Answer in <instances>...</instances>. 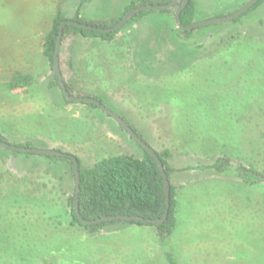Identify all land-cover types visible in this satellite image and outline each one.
<instances>
[{
    "label": "rangeland",
    "instance_id": "1",
    "mask_svg": "<svg viewBox=\"0 0 264 264\" xmlns=\"http://www.w3.org/2000/svg\"><path fill=\"white\" fill-rule=\"evenodd\" d=\"M54 1L0 0V128L4 136L14 143L29 141L36 148L76 155L83 167L111 155L141 157V146L111 116L99 107L66 101L61 88L52 85L55 71L43 55L42 42L51 26ZM62 1L65 17L78 12L81 18L96 22L122 16L133 0ZM193 1L195 22H199L230 15L249 0ZM175 12L176 7H172L143 15L123 25L115 43L101 42L105 51L114 52L112 44H128L124 46L127 59H116L112 65H117L116 69L106 67L110 62L99 69L100 60L95 56L104 49L99 41L67 34L60 41L58 53L63 81L82 97L100 98L154 150L162 152L169 147L172 183L178 190L213 173L199 169L209 160L185 154L171 142L172 117H177L173 133L181 120L193 115L208 117L217 129L226 127L243 138L241 127H245L246 143L252 138L260 143L255 162L264 172V0L237 21L201 25L187 38L178 35ZM243 37L247 38L244 46L235 49L240 51L237 55L242 54L240 62L233 57L225 68L176 72L185 65L203 66L205 61L193 59L206 56L220 47L221 41H240ZM17 73L30 74L34 82L25 90H5L2 84ZM127 73L135 74L141 85L120 83ZM224 74L232 82L231 91L218 89L211 95L207 89V95L202 90L207 77L216 80ZM237 83L240 87L235 91ZM242 110L243 114L235 115ZM236 116L246 124H240ZM182 130L187 132L186 128ZM229 142L233 143L232 139ZM194 143L207 148L200 141ZM238 165L231 164L235 177L240 175L236 172ZM13 187L19 194L16 205L10 200ZM73 187L74 176L67 160L15 158L0 147V264H164L154 226L115 223L89 233L81 226L65 228L50 220L55 212L51 203L65 205ZM43 195L51 203L44 201ZM229 205L225 210L213 207L208 212L188 207L184 225L169 244L177 249L183 264H236L232 260L249 251L264 254V240L260 239L264 237V211L243 205L235 216L230 212L235 211L232 203ZM44 211H50V215Z\"/></svg>",
    "mask_w": 264,
    "mask_h": 264
},
{
    "label": "trees",
    "instance_id": "2",
    "mask_svg": "<svg viewBox=\"0 0 264 264\" xmlns=\"http://www.w3.org/2000/svg\"><path fill=\"white\" fill-rule=\"evenodd\" d=\"M170 1L171 0H133L128 6H126L123 15L129 10L138 6L148 4L164 5L169 3ZM261 1L262 0L252 6L248 11L257 7ZM54 3L56 7L54 10V15L52 17L51 26L42 42L43 55L48 58L52 67L56 40L60 32V25L63 21L74 20L107 29L114 27L115 24L120 21L123 16L122 15L118 18H110L99 20L96 22H90L81 18L79 16V13L77 12L75 16L67 18L62 12L63 1L55 0ZM168 10L169 9L163 11ZM154 11L156 10L141 11L135 14L130 20H128L124 24V26L137 21L140 18L144 17L143 15L152 13ZM196 11L197 9L194 1L189 0L188 4L180 12L179 18L181 23L184 26L193 24L195 22ZM0 15L2 16V13ZM240 17L242 16L235 18L234 21H237L238 19H240ZM120 30L111 32H98L67 24L63 27L61 40H63L67 34L74 33L80 34L86 38H93L94 40L99 41L100 45L101 42L111 44L115 43L114 41L116 35ZM194 30L195 29L181 30L178 27L177 31L178 35L181 36V38H187L191 36ZM246 39L247 38L243 37V39H241L240 41H236V39L234 41H221L220 43H218L220 47L216 46V48L208 52V54L206 53V56L204 55L203 57H196L193 59L194 62L205 61V64H203V66L187 67L185 65L183 68H180V70L177 69L176 72L181 73L182 71H186L187 68L188 71L192 72L196 69L207 67L225 68L228 64L231 63V59L233 57H236L240 62L243 59L242 54L237 55L240 51L235 52V49L239 45L243 47V41H245ZM127 45L128 44L125 43L112 44V47L116 52L108 50L107 48L105 51V47L101 45V47H103L104 49L100 50L101 52L97 54L100 55V57H98L97 55L95 56L98 61L100 60L99 69H102L106 62H110L106 65V67H110L111 65V68L116 69L117 65L112 66L116 63V59H127V52H124V46ZM106 53L111 56V60L108 61L107 58L109 56ZM230 65L228 66L226 74L227 72H229ZM123 68V66H120V71H123ZM54 77L55 82L52 85H58L59 87L57 75L55 72ZM220 77L221 78L216 80H214L215 78H212L211 80V78L207 77V82L204 83L202 90H204L207 94V89H210L211 95H214L216 90L218 89L223 91H231L233 85H231L232 82L228 78V76L224 74ZM173 80H171L170 83H172ZM127 81L128 83L132 82L134 84L141 85V82L139 83V80H136L135 74L127 73L126 79H119V82L122 84H126ZM32 82H34V79L30 74L17 73L16 75L12 76V78L8 82L2 84V87L9 92L21 91L27 89L32 84ZM64 82L70 95L80 96L77 92L72 90L71 86L66 81ZM196 86L197 85L193 87ZM239 87L240 84L237 83V85L235 86V91L238 90ZM96 99H98L102 103V100L100 98L96 97ZM82 103L87 104L91 108L98 107L93 103ZM241 114H243V110L236 113L235 115L239 116ZM237 116L236 120L238 122H241L242 120ZM209 119L208 117L205 118L201 115L189 116L187 117V119H184V122L183 120L180 121L181 126L178 127L176 133H173L177 117H172L171 129L173 139L171 140V142H173L174 145H177V149H182L185 154H193L195 156H199L209 160L205 164V166L199 167V169L202 170L203 173L208 171L213 173V175L204 177L198 181L191 182L190 184L183 186L181 190H178L177 186L172 183L173 167L169 162V159L172 156L171 149L169 147H166L162 152L155 150L164 166L165 172L170 182V207L168 215L166 219L159 224H145L141 222L126 221H103L99 224L84 225L78 219L74 209V197L76 191L75 174L73 161L69 157L22 152L9 149L8 150L15 158L21 156L26 158L27 160H30L32 158H43L47 159L48 161L67 160L70 163L72 174L74 176V187L72 195L67 197L66 204L63 205V203H60L58 201H55V203L53 204L50 202V199L47 196H42L44 201L47 200L55 207V212L51 215L50 220L57 221L60 225H66L65 228L81 226L89 233L97 232L101 228L115 223L151 225L156 228V234L160 243L159 249L161 250L163 263L183 264L180 256L177 253V249L170 246L169 244L170 238L174 236L184 225L186 216L185 214L188 207H191V211H194L197 208L199 209L200 207L201 210L208 212L213 207H218L219 210H225L226 207H230L229 202H231V208H234L235 211L230 210V212H235V216H239L238 208L242 207L243 205L247 206L251 210H257L261 208L262 212L264 211V172L258 169L257 162H255V157L259 154L260 151V143L258 141H255L254 138L249 140L248 144L246 143L247 130H245V127H241V130L244 133L243 138L238 133L230 132L226 127L217 129L216 127H214L215 122L210 121ZM124 120L126 119L124 118ZM185 122H189V124L185 125ZM242 123L244 122H241L240 124ZM128 124L134 130V132L141 139H143L142 136L136 131V129H134V127L129 122ZM182 127L186 128L187 132L182 130ZM180 134L181 136H183L182 138H180ZM187 136L189 137L187 138ZM230 139H232L233 143L229 142ZM0 140L20 147L35 146L34 144H32V142L29 141L23 143H14L9 141V139L4 136L1 128ZM227 140L229 144L227 143ZM194 141L202 142L207 146V148L203 149L202 146H196ZM220 141L224 142H222L220 146H216V144ZM186 146L187 149H184ZM142 151L143 153L141 157H135L131 154H117L106 156L97 160L90 167H83L79 158L74 155L79 161L80 183L78 192V209L83 220L92 221L105 216L118 215L139 216L147 219L159 220L164 216L166 202L163 177L155 159L144 148H142ZM233 162L239 164L236 167V172L240 174H238V177H235L234 175H236V173H233L231 171V164ZM229 174H233V177L227 176ZM16 188L17 187L12 188L14 194H12V197H10L13 205L14 203L15 205L19 204V202H16L17 199L19 200V194ZM231 196L234 197V200L231 199ZM239 197L242 199H239ZM49 209L50 208L46 210ZM50 211H44V214L48 213V215H50ZM260 239L264 240V237ZM251 247L253 250H258L256 244L255 246L251 244ZM248 251L249 250H247V252ZM251 252L252 251H249L248 255L239 256L237 259L235 257L232 262L236 261V264H259L264 262L263 253L254 255ZM22 259L25 258L22 257ZM156 264H158L157 261ZM159 264H161V261Z\"/></svg>",
    "mask_w": 264,
    "mask_h": 264
},
{
    "label": "water",
    "instance_id": "3",
    "mask_svg": "<svg viewBox=\"0 0 264 264\" xmlns=\"http://www.w3.org/2000/svg\"><path fill=\"white\" fill-rule=\"evenodd\" d=\"M259 0H250L246 4H244L241 8H239L237 11H235L233 14H230L228 16H222L218 18H211V19H206L203 21H199L196 23H193L189 26H184L181 21H180V12L181 8L188 2V0H172L168 4L164 5H158V4H148V5H142L138 6L136 8H133L129 10L127 13L124 14V16L121 18L120 21H118L114 27L112 28H100L96 27L93 25H89L86 23L74 21V20H65L61 23L60 25V32L56 40V45H55V51H54V56H53V68L55 73L58 76L59 79V85L61 87V90L63 92V95L65 99L69 102H86V103H93L96 106H98L101 110H103L106 114L111 116L117 123L121 125V127L129 134L132 139L138 143L142 148H144L157 162L159 170L161 172V175L163 177L164 181V192H165V213L164 216L159 219V220H152V219H147L139 216H128V215H118V216H105L96 220L92 221H86L83 220L79 213L78 209V192H79V183H80V174H79V161L78 159L71 154L55 150V149H43V148H36V147H20L16 146L13 144H9L7 142H4L0 140V146L9 150H16V151H22V152H30V153H38V154H49V155H56V156H61V157H69L74 164V174H75V197H74V209L77 214L78 219L84 224V225H92V224H99L103 221H126V222H141L145 224H159L163 222L169 211L170 207V182L168 180L167 174L165 172L164 166L157 154V152L150 146L148 145L143 139H141L135 132L134 130L129 126V124L119 115L111 111L109 108H107L104 104H102L98 99L94 97H89V96H72L70 95L69 91L67 90L64 81L62 80V76L59 70V60H58V53H59V47H60V41H61V36H62V31L63 27L67 24L74 25L79 28L87 29V30H94L98 32H111V31H118L120 30L123 25L131 19L135 14L145 11V10H165L169 9L170 7H173L175 4L179 2H183L182 6L176 10L175 16H174V21L176 25L181 29V30H191L193 28H196L201 25H206V24H214V23H223L226 21H230L238 17L239 15L245 13L250 7H252L256 2Z\"/></svg>",
    "mask_w": 264,
    "mask_h": 264
},
{
    "label": "flooded vegetation",
    "instance_id": "4",
    "mask_svg": "<svg viewBox=\"0 0 264 264\" xmlns=\"http://www.w3.org/2000/svg\"><path fill=\"white\" fill-rule=\"evenodd\" d=\"M171 1H172V0H171ZM171 1H170V2H171ZM249 1H250V0H249ZM259 1H260V0H259ZM259 1H258V2H259ZM170 2H169V3H170ZM188 2H189V0H188ZM188 2H187V3L181 8V10H182V9L188 4ZM258 2H256V3H258ZM182 3H183V2H179V3L175 4L173 7H176V10H178V9L182 6ZM246 3H247V2H246ZM246 3H245V4H246ZM256 3H255V4H256ZM167 4H168V3H167ZM255 4H254V5H255ZM254 5H253V6H254ZM241 7H242V6H241ZM241 7H240V8H241ZM170 8H172V7H170ZM170 8H169V9H170ZM250 8H251V7H250ZM250 8H249V9H250ZM249 9H248V10H249ZM165 10H167V9H165ZM237 10H238V9H237ZM237 10H236V11H237ZM248 10H247V11H248ZM247 11H246V12H247ZM246 12H245V13H246ZM232 14H233V13H232ZM243 14H244V13H243ZM241 15H242V14H241ZM123 16H124V15H123ZM123 16H122V17H123ZM227 16H228V15H227ZM239 16H240V15H239ZM239 16H238V17H239ZM236 18H237V17H236ZM195 19H196V15H195ZM129 20H130V19H129ZM233 20H234V19H233ZM233 20H230V21H233ZM194 23H196V22H194ZM198 27H199V26H198ZM196 28H197V27H196ZM193 29H195V28H193ZM191 30H192V29H191ZM56 75H57V74H56ZM61 76H62V75H61ZM57 80H58V83H59L58 76H57ZM62 80H63V78H62ZM64 83H65V82H64ZM59 87H60V85H59ZM60 88H61V87H60ZM62 93H63V92H62ZM120 126H121V125H120Z\"/></svg>",
    "mask_w": 264,
    "mask_h": 264
}]
</instances>
